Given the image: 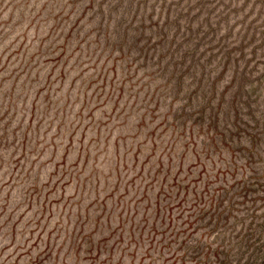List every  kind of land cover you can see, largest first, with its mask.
Instances as JSON below:
<instances>
[{"label":"rangeland","instance_id":"374dc122","mask_svg":"<svg viewBox=\"0 0 264 264\" xmlns=\"http://www.w3.org/2000/svg\"><path fill=\"white\" fill-rule=\"evenodd\" d=\"M251 221L264 0H0V264H243Z\"/></svg>","mask_w":264,"mask_h":264},{"label":"trees","instance_id":"16d2710c","mask_svg":"<svg viewBox=\"0 0 264 264\" xmlns=\"http://www.w3.org/2000/svg\"><path fill=\"white\" fill-rule=\"evenodd\" d=\"M254 137L252 139V145L253 146L257 142V136L254 135ZM248 190L249 189L246 188V191H248ZM232 198H233V196H230L229 201H228L229 202L228 205H231V206L234 205V203L232 202ZM222 200H224V199H222ZM232 209H234V208L231 207V211H232ZM231 211H229L227 213V217H229L230 214H232ZM254 215H255V213L251 214L252 217ZM263 231H264V223H256V221H251L249 223V225L246 228V230L244 231L243 235L236 242V245L238 246L236 253L238 252V254H241L240 258H238L237 257L238 255L236 254V258L238 259V261H240V259L246 253H249L247 256V259L244 261L243 264H264V260L261 262V253L258 254V252L261 251V245L256 244V242L261 239V232H263ZM242 232L243 231L240 230L239 233H242ZM242 247H243V249H242ZM232 249H233V247H231L230 249L227 250L224 257L221 259V264H231L232 260L230 259L229 255H230V252ZM240 251H242V252H240ZM221 252H222V250H221ZM215 256H217V255H215ZM219 258L220 257H218V259Z\"/></svg>","mask_w":264,"mask_h":264}]
</instances>
